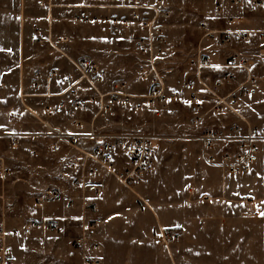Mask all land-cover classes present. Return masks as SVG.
Wrapping results in <instances>:
<instances>
[{"label":"rangeland","instance_id":"obj_1","mask_svg":"<svg viewBox=\"0 0 264 264\" xmlns=\"http://www.w3.org/2000/svg\"><path fill=\"white\" fill-rule=\"evenodd\" d=\"M108 1L53 0L50 9L39 6L38 0H0V156L9 168L0 178V219L9 229V264H83V254L89 253L75 247L73 240L84 232V222L94 216L103 219L92 236L98 244L95 256L99 264H264V143L259 161L244 175L224 173L218 163L206 162L198 134L209 127L227 128L239 119L211 110L195 123L182 90L183 82L192 75L189 60L202 35L198 21L222 27L214 18L212 0L165 1L171 16L166 32L164 26L169 39L162 57L176 67V73L166 79V87L179 90V98L152 106L144 103L139 109L134 107L135 98L111 102L109 110L94 121L101 131L154 136L155 165L131 188L107 172L101 174L104 189L93 212L88 204L94 199L72 185L76 175L70 173V148L63 145L51 150L49 139L40 136L33 140L34 153L27 149L26 138L20 139L18 148L11 146L8 134L43 132L40 120L69 130L70 119L88 122L98 110L93 101L78 111L70 105L64 110L55 105L44 112L48 100L39 94L47 88L43 84L35 87L34 81L39 72L57 69L53 63L57 52L70 57V62L88 58L101 66V91L128 82L129 94L147 92L146 81L138 79L134 70L135 35L110 34L104 19L77 20L86 11L102 17L106 14V10L79 5ZM242 5L246 15L264 17V7H255L251 0H243ZM236 12L237 7L230 5L224 10L226 15ZM261 21L264 26V19ZM219 73L205 71L206 81L212 82ZM52 85L58 88L60 82ZM90 95L91 89L81 87L80 98ZM240 101L243 116L264 122V91ZM209 106L205 104L204 109ZM49 189L61 190L64 198L38 205L37 197ZM65 197H73L70 207ZM44 216L55 218L58 231L10 234L30 219Z\"/></svg>","mask_w":264,"mask_h":264},{"label":"built area","instance_id":"obj_2","mask_svg":"<svg viewBox=\"0 0 264 264\" xmlns=\"http://www.w3.org/2000/svg\"><path fill=\"white\" fill-rule=\"evenodd\" d=\"M120 4H82V8H94L106 14L85 12L77 16L78 21L98 22L105 20L113 35L134 34V46L131 51L135 61V70L140 78L149 83V91L145 94H129L127 83L120 82L112 90L101 91L99 84L103 80V73L99 65L88 58L71 60L76 73L62 75L64 84L62 90L51 95L61 96L57 104L59 109L71 106L72 109H85L88 104L96 101L98 110L90 121L72 119L69 130L53 127L46 120H40L45 127L43 132H14L8 134L10 144L18 148L26 138L27 149L36 152L33 140L35 137H47V145L51 150H60L63 146L70 148L68 163L70 170L76 175L72 185L76 190L91 196L92 202L88 204L91 211L98 209L96 199L103 192L100 176L108 173L115 177L123 186L131 188L144 175L152 171L155 165L154 136L142 132L101 131L95 127V119L102 112L109 110L111 102H127L135 98V108L141 104L152 106L156 103H164L167 100L179 98V90H168L166 79L176 73V67L171 62H165L162 55L166 51L168 38L164 32L165 21L170 17V9L166 8V0H154L152 3H137L134 0H120ZM233 4H240L242 0H231ZM255 7H264V0H251ZM53 0H38L41 7L51 9ZM115 9L116 11H111ZM130 10L126 13L125 10ZM202 32L201 38L211 39L218 44L225 45L232 39V31H217L207 27L205 22L199 23ZM247 34L246 32H237ZM131 34V35H132ZM54 45V44H53ZM55 46V45H54ZM248 61L236 55H231L226 62L213 64L209 56L196 52L189 60L192 75L182 84L185 98L188 103L189 113L196 123L200 121L205 112L211 110L222 114H232L242 122L231 124L227 128H205L197 138L205 150L204 159L208 163H218L222 170L230 175H244L250 172L259 161L264 143V127H258L249 123L237 111V105L241 98L255 97L264 87V74H253L250 71ZM212 68H222L225 71L218 74L212 82L206 81L205 71ZM234 70H240L242 75ZM59 76L55 69L48 72H39L34 81L35 87L41 83L50 84L52 79ZM88 87L92 95L87 98L77 97L78 88ZM71 97H63L64 95ZM49 96L50 93L42 94ZM210 103L208 109L205 104ZM53 107L45 106L47 111ZM124 162H119L123 160ZM121 168L119 169L118 166ZM9 171L4 157L0 156V178H4ZM61 190L49 189L36 199L38 205L46 202H54L63 199ZM66 205L70 207L73 197H65ZM101 217H91L84 222V232L75 237L73 244L83 254V264H99L96 259L97 242L92 238L98 227L102 224ZM59 225L55 218L46 216L32 218L22 228L10 230L11 235H30L35 231L56 232ZM9 229L3 219H0V264H9L10 250L7 245Z\"/></svg>","mask_w":264,"mask_h":264},{"label":"crops","instance_id":"obj_3","mask_svg":"<svg viewBox=\"0 0 264 264\" xmlns=\"http://www.w3.org/2000/svg\"><path fill=\"white\" fill-rule=\"evenodd\" d=\"M133 1L134 0H131L130 2L133 3ZM206 1L208 2V0H206ZM212 1L215 2L214 7H213L214 18L217 19L216 21L219 20V22L222 23V27L212 26L204 19H200L198 21L197 27L199 28L200 22H205L207 27L211 30H217V31L227 30V31H232L234 33L231 34L232 39L230 41H228L225 45L218 44L217 42H215L214 40H211V39L201 38L200 41H198V43L196 42L197 45L195 44V47H194L195 52H200L202 54L209 56L211 63L216 64V65L226 62V60L231 55H236V56H239L241 58H245L248 61L250 71L253 74H264V26H263V23L261 21V19H264V17H257L256 18L255 16H252V15H246L244 13V11L246 9L242 5L243 0L240 4H233L231 0H230L231 4H228V2H229L228 0H212ZM103 3L120 4L121 1L120 0H117V1L109 0L108 2H103ZM65 5L69 6V5H76V4L67 3ZM81 5H79V7H81ZM227 5L237 7V9H238V12H236L237 15H234V14L226 15L224 13V10L226 9ZM76 6H78V5H76ZM111 11H116V10L112 9ZM170 16H171V12H170ZM168 19L165 21V25H164L165 26V32H166V26L170 24V21L168 22ZM175 23L176 24L179 23L180 25H182V24H185V21H183V22L177 21ZM199 30H200V28H199ZM237 32H246L247 34H241V33H237ZM109 33L111 34L110 29H109ZM166 36L169 39L167 33H166ZM69 58L70 57L64 56L63 54H60L58 52L53 57V61H54L53 63H54V66H56V68H57L56 70L58 71L59 76L53 78L50 84L41 83V85L43 84L47 88L43 93L39 94L40 97H43V99L45 101L48 100L43 106L44 112L47 111V109H45V106H51V107H53L55 105L57 106L60 99H62L61 96L51 95L52 93H54V94L59 93L62 90V88L64 87V84L61 81V76L76 73L74 70L75 68H73V65L71 64ZM133 62H134V70H135L134 59H133ZM99 67L102 70L101 66H99ZM212 69L217 70V72L219 70L220 73L225 71L222 68H212ZM234 72H236V74H238V75H242L244 73L243 71H240V70H234ZM102 73L104 74L103 70H102ZM135 73H136V70H135ZM137 77H138V75H137ZM138 79H140V78L138 77ZM57 80L60 82V86L58 88L53 87V85H52V83L54 81H57ZM126 83H127V88H128V82H126ZM145 85L148 88V89H146V91L148 92L150 85L148 82H146ZM37 87H39V85ZM80 89L81 88H78L77 89L78 91L75 94L77 97H80L79 96ZM127 90L129 92V89H127ZM262 91H264V87L262 88V90L259 92V94L256 97L261 95ZM147 92H145V93H147ZM46 93H50V95L49 96L42 95V94H46ZM145 93H140V94H145ZM63 97L71 100V97H69L67 94L64 95ZM240 100H242V98ZM240 100H239L236 108H237V111H239V113L242 115V113H241L242 110L240 108V102H241ZM66 108H64V109H66ZM64 109H62V110H64ZM74 111H78V110L74 109ZM47 112H49V111H47ZM35 116L41 119L40 115H35ZM243 117L249 123H252V125L253 124L255 126L256 125H258V126L264 125V122L261 121V119L257 120V119H253L252 117H248V118L245 116H243ZM70 120L68 122L69 124H71ZM241 122L242 121L240 119H239V122L237 121V123H241ZM70 173L72 175L73 171L70 170ZM103 189H104V186H103ZM67 211H70V209L67 208Z\"/></svg>","mask_w":264,"mask_h":264}]
</instances>
